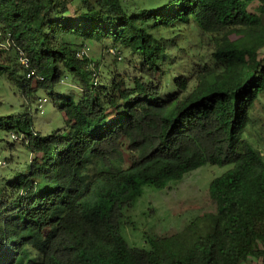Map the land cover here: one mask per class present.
Here are the masks:
<instances>
[{
    "label": "trees",
    "instance_id": "1",
    "mask_svg": "<svg viewBox=\"0 0 264 264\" xmlns=\"http://www.w3.org/2000/svg\"><path fill=\"white\" fill-rule=\"evenodd\" d=\"M250 3L0 0V75L25 106L0 129L32 155L14 170L12 153L0 160V264H264V158L243 135L264 92V0ZM183 26L213 41L209 62L182 47ZM86 42L133 72L99 73ZM69 74L78 95L54 88ZM42 99L64 120L45 134L30 110ZM206 164L230 165L208 182V228L197 218L129 246L122 224L143 187Z\"/></svg>",
    "mask_w": 264,
    "mask_h": 264
},
{
    "label": "rangeland",
    "instance_id": "2",
    "mask_svg": "<svg viewBox=\"0 0 264 264\" xmlns=\"http://www.w3.org/2000/svg\"><path fill=\"white\" fill-rule=\"evenodd\" d=\"M258 4L259 0H251L249 10L257 11L259 9ZM76 7L75 2L70 3V12L76 10ZM182 28V35L180 38L178 37L182 47L187 48L194 45L197 51L203 53L205 60L209 62L213 41L206 35L200 37L192 28L185 26ZM85 52V56L99 61V73L106 66L108 69L117 68L121 73L133 72L134 68L127 63V59H124V53H122L121 60L117 58L114 60V56H110L107 53L108 50L97 42H86ZM172 52L174 59L182 56L177 55L175 49ZM260 55H264V47L261 49ZM178 71V69L173 70L174 75ZM98 79H100V75ZM54 88L61 94L69 93L72 95H78L82 90L80 82L70 74L64 76ZM42 103L44 104V102ZM37 104L38 101L30 106L35 123L34 131L45 134L51 131L53 126L63 125L62 113L56 112V108L51 107L49 100L45 101L46 111L42 114L35 111ZM24 109L25 106L18 88L13 86L4 75H0V116L5 117L9 114L21 113ZM8 134V132L0 129V160L4 155L12 153L11 161L7 160L11 170L22 168L32 155H28L24 143L23 146H18L17 144H22L18 141L15 142V148H9L6 142ZM243 135L256 150L261 152L264 158V92L251 108L250 122L246 125ZM1 166L0 180L3 181L7 177V167ZM229 167L230 165L206 164L186 173L179 180L170 181L164 188L144 186L141 196L137 198L133 207L126 212L127 217L124 218L126 222L122 224V234L127 244L136 247L142 246L147 234L178 231L192 220L202 217L204 219H201V226L206 230L209 223L205 218H208L207 215L210 213H214V207L207 191L208 182Z\"/></svg>",
    "mask_w": 264,
    "mask_h": 264
},
{
    "label": "clouds",
    "instance_id": "3",
    "mask_svg": "<svg viewBox=\"0 0 264 264\" xmlns=\"http://www.w3.org/2000/svg\"><path fill=\"white\" fill-rule=\"evenodd\" d=\"M110 52L113 54V50H110ZM118 59H120V57H118ZM89 67H92V64H90ZM47 100H48V99H42L41 104L39 105V108H42V106L45 104V101H47ZM42 102H44V104H43ZM42 113H44V112H40L39 114H42ZM12 137H13V136H12ZM13 138H15V136H14ZM2 163H3V162L0 161V165H1Z\"/></svg>",
    "mask_w": 264,
    "mask_h": 264
},
{
    "label": "built area",
    "instance_id": "4",
    "mask_svg": "<svg viewBox=\"0 0 264 264\" xmlns=\"http://www.w3.org/2000/svg\"><path fill=\"white\" fill-rule=\"evenodd\" d=\"M14 137V136H13Z\"/></svg>",
    "mask_w": 264,
    "mask_h": 264
}]
</instances>
